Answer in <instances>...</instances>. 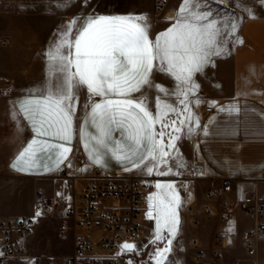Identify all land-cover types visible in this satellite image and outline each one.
<instances>
[{
  "label": "snow or ice",
  "instance_id": "obj_1",
  "mask_svg": "<svg viewBox=\"0 0 264 264\" xmlns=\"http://www.w3.org/2000/svg\"><path fill=\"white\" fill-rule=\"evenodd\" d=\"M87 3L83 0L84 7ZM260 5L264 7V0ZM244 10L255 18L252 9ZM172 19L174 23L152 40L143 15H103L93 10L83 19L74 18L45 52L48 71L44 83L17 102L19 114L34 135L11 167L17 171L35 169L44 155L52 162V167L45 165L46 171L64 164L72 151L68 145L82 89L87 97L78 135L93 165L103 166V149L122 165H131L124 171L143 166L145 175L155 172L164 176L172 174L173 164L177 169L187 167L180 159L177 141L182 134L190 137L201 127L191 108L201 103L194 78L214 66V58L230 55L229 43L233 47L243 43L236 35L242 18L231 10L222 13L209 0H182ZM154 72L169 77L173 87L155 83L151 78ZM148 91H155L154 101ZM218 111L231 115L238 113L239 107L222 106ZM12 117L19 127L16 111ZM89 124L95 134L86 131ZM116 131L119 138L113 137ZM203 134L209 135L208 125L203 126ZM162 167L167 170L161 171ZM155 188L158 192L147 198V218L155 220L149 243L164 246L156 247L149 261L167 264L179 225L181 197L172 183L157 182ZM41 214L38 210L34 220ZM137 251L133 243L121 245V254Z\"/></svg>",
  "mask_w": 264,
  "mask_h": 264
},
{
  "label": "crops",
  "instance_id": "obj_2",
  "mask_svg": "<svg viewBox=\"0 0 264 264\" xmlns=\"http://www.w3.org/2000/svg\"><path fill=\"white\" fill-rule=\"evenodd\" d=\"M75 3L80 7L65 14L55 13V24L49 32L26 29L11 30L8 35L0 32L2 40L7 41L6 46L0 45V51L4 54V60L0 62V88L11 89L10 94L0 95V222L23 217L32 219L31 231L22 242L25 253L16 264H33L38 259L43 260V257L51 255L61 259L62 263L64 256L73 253L76 231L73 223L64 217L65 206L78 196L81 185L95 176L98 181L112 180L114 177H133L150 186V191L145 197L142 239L152 235L155 224L154 219L147 218L148 196L158 192L155 188L157 182L174 184L176 192L181 197V205L177 210L179 222L192 233L188 241L189 246L192 248L191 243L196 239L203 249V260H206L207 264H251L253 260L247 255L242 235L264 218H247L241 213H236L230 220L220 221L206 218L199 209L196 218L198 225L195 226L194 218L191 216L187 218V207L193 200L200 201L210 187L227 180L233 183V197L237 201L251 193L264 196V7H261L260 0H222L220 3L209 0L212 7L220 9L222 13L231 10L242 18L236 35L243 43L235 47L229 43L230 55L214 58V66L207 67L194 78L199 85L196 96L201 103L198 106L193 104L191 108L199 117L201 127L190 137L182 134V138L177 141L180 159L187 167L177 169L173 164L172 174L164 176L155 172L151 176L145 175L143 166L140 169L124 171L125 166L131 165H122L103 149H101L103 166L93 165L78 135L79 126L84 119L83 104L87 97L86 89H82L73 118L74 135L71 144L68 145L72 151L64 164L58 169L46 171L45 165L52 167V162L44 155L40 166L35 169L14 170L11 165L15 157L34 135L27 121L19 114L17 102L26 98L29 90L40 87L46 80L48 64L45 52L54 46L59 39L58 34L65 31L74 18L83 19V16L89 14L83 8V0H59L56 5L72 6ZM181 3L182 0L170 1L167 18L156 16L152 6L148 15L149 21L146 22L149 26L150 39L154 40L159 33L174 23L172 18L177 15ZM237 5L252 9L255 18H251L244 7ZM151 78L164 87H173V81L164 74L154 72ZM147 94L150 101H154L155 91H148ZM213 104L214 106H210ZM228 105H238L239 112L229 115L227 112L218 111V108ZM13 111L17 112L19 127L12 117ZM204 125H208V136L203 134ZM86 131L95 134V129L90 124ZM113 137L119 138V132H113ZM78 152L86 156L88 166L78 168L74 164L73 157ZM69 163L71 167H68ZM66 168L67 173L64 172ZM96 169L98 173L95 172ZM166 170L164 167L161 168V171ZM78 176L84 178H77ZM182 182L187 183V189L182 188ZM26 191L29 193L31 214L22 213L19 209L18 197ZM36 191L54 198L60 206L56 212L44 214L54 215L58 212L62 235V240H56L52 247L45 251L38 247L42 241L39 227L44 229L42 223H45V218L40 219L42 216L40 215L34 220L35 215L32 213ZM199 230L202 232L201 237L195 234ZM3 237V232L0 231V248ZM68 237L72 239L69 241L71 253L58 256L60 244L68 240ZM142 239L131 243L136 244ZM259 248L261 256L259 264H264V236L259 238ZM215 252L220 254L218 259L213 257ZM127 253L129 252L123 254Z\"/></svg>",
  "mask_w": 264,
  "mask_h": 264
},
{
  "label": "built area",
  "instance_id": "obj_3",
  "mask_svg": "<svg viewBox=\"0 0 264 264\" xmlns=\"http://www.w3.org/2000/svg\"><path fill=\"white\" fill-rule=\"evenodd\" d=\"M153 1L155 15L167 18L171 0ZM0 45L6 46L7 41L0 39ZM10 93V88H0V95ZM73 160L78 168L89 165L86 156L80 152L75 154ZM64 172H68L67 168ZM95 172L98 173V170ZM181 186L187 189L186 182H182ZM149 191L148 184L133 177L98 181L95 176L82 184L78 196L65 206L64 217L73 223L76 237L73 253L64 256L61 264H124L125 255L121 254V245L142 236L145 197ZM233 191L230 180L221 181L210 187L200 201L193 200L187 211L194 218V225H198L195 219L199 209L206 218L220 221L230 220L236 213L247 218H264V196L251 193L237 201L233 197ZM59 209L54 198L41 191L35 192L33 215L38 210L44 215ZM31 227L32 219L28 217L0 222V231L4 236L0 248V264H16L22 258L25 253L22 242L30 233ZM260 236H264V220L242 235L247 255L253 260L251 264L260 263ZM191 245L195 261H203L204 252L198 241L194 239ZM219 256V252L213 254L216 259Z\"/></svg>",
  "mask_w": 264,
  "mask_h": 264
},
{
  "label": "rangeland",
  "instance_id": "obj_4",
  "mask_svg": "<svg viewBox=\"0 0 264 264\" xmlns=\"http://www.w3.org/2000/svg\"><path fill=\"white\" fill-rule=\"evenodd\" d=\"M59 0H0V32L8 35L11 30H22L26 29L29 31L36 30L38 32L46 33L55 24V13L60 12L62 14L69 13L80 6L75 4L71 5H56ZM63 2V1H60ZM153 6V0H88L86 9L89 13L93 10L96 13H123L128 15H143L146 18V22L149 21V13ZM0 39L3 37L0 35ZM6 51V50H4ZM4 60V54L0 51V62ZM19 209L22 213L31 214L29 193L22 192L19 197ZM58 213V212H57ZM54 215H42L39 218L44 219L45 223H42V227L39 229L42 233V241L38 246L39 249L44 251L51 248L53 243L61 239L62 235L60 233V220L58 214ZM198 212H196L197 218ZM190 215H187L189 219ZM196 221L198 219H195ZM45 224V225H44ZM180 224V222H179ZM191 228L194 229L192 226ZM155 229V224L153 225V232ZM39 230V231H40ZM153 234V233H152ZM195 234L201 237V230L195 232ZM192 233L180 226L177 229V234L173 239L172 251L170 253L167 264H207L206 260L201 262H196L194 259V251L189 246L188 241L191 238ZM142 236L140 237L142 239ZM212 235L210 236V238ZM152 235L143 238L141 241L137 242L138 251L129 252L125 255V264H150L149 254L154 251L156 247H163L164 244L160 243L157 245H152L149 243ZM68 240L63 241L60 244L58 250V256H63L64 254L71 253V241L69 237ZM24 264V263H22ZM33 264H61V259H56L54 256H45L42 259H38Z\"/></svg>",
  "mask_w": 264,
  "mask_h": 264
}]
</instances>
